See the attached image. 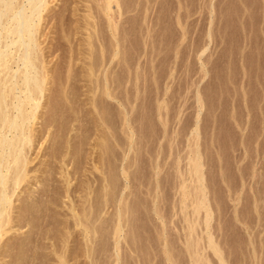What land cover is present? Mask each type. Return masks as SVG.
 Listing matches in <instances>:
<instances>
[{
  "label": "rangeland",
  "instance_id": "obj_1",
  "mask_svg": "<svg viewBox=\"0 0 264 264\" xmlns=\"http://www.w3.org/2000/svg\"><path fill=\"white\" fill-rule=\"evenodd\" d=\"M51 1L53 91L34 129L49 116L52 125L13 197L19 208L36 198L13 212L14 257L264 264V0H115L109 10L104 0ZM88 14L91 27L78 29ZM89 34L93 61L110 57L109 95L100 72L98 88L87 82L83 61L65 82L71 46Z\"/></svg>",
  "mask_w": 264,
  "mask_h": 264
},
{
  "label": "bare ground",
  "instance_id": "obj_2",
  "mask_svg": "<svg viewBox=\"0 0 264 264\" xmlns=\"http://www.w3.org/2000/svg\"><path fill=\"white\" fill-rule=\"evenodd\" d=\"M86 1H88V0H86ZM104 1H105V4H104L105 9L109 10V9H111L112 2L115 0H104ZM53 2L51 0H0V264H28L25 257H23L25 253L24 254L18 253L19 255L18 256L16 255L14 257L15 254L13 253V251L15 250V248H18V247H13L14 244L12 246L11 245L12 242H11V244H8L9 243L8 239H10L12 237L9 236L10 237L9 238L7 236L10 233L11 234L14 233V229L16 228V226H18V225H14V223H16V221H18V224H20L19 218H18L19 216L16 217L13 214L15 209L16 210L17 209L22 210L25 208L27 210L32 209L34 200L36 199V198L34 199L33 195H30L32 197H29L28 199L26 196V199L28 200V202L25 204L26 200L24 201L25 207H21L22 209L14 205L16 199L14 200L13 197L16 196V198H18L20 196V194H18L19 193L18 190L23 188V185L26 183V181H28V178L30 177L29 175L31 172H30L28 166H29L30 162H32L33 160L31 161V159H29V156H28L29 152L31 151V149L34 145L42 142L43 138L45 137V136L44 137L41 136L42 132L46 131L48 135L50 134L49 128H51V125H52V124L46 123L48 121V119L50 122L52 121V119L50 120L51 117L49 116V118L47 117L48 119L47 118L44 119V121L47 120L46 122H42V124H41L43 126L42 129H40L39 131H36L35 130L36 128L34 129V126L37 124L36 121L39 118H41L38 115V114H41L39 112V109L44 108V106H46L45 103H43L44 104V106H43L42 102L46 101V98L48 95L47 92L51 90L48 87V84H50L52 79H54L53 71L56 68L55 67L54 70H52L53 67L55 66V65L53 66L54 63L51 64L52 61L46 60V59H48V55L51 54V53H48L49 51H46V50H52L51 48L53 47V46L51 47V45H50L51 41L49 40L51 37L50 33L53 30L50 29L51 32L48 33L50 30L49 29H48L49 31L47 30V28H48L47 26H49L51 28L50 25H52L53 27L57 28V26L52 24V23H54V21H52V20L57 19V21H58V16H59L58 14H54V16L51 15V14H53V13H51V12H53V9H51L52 8L51 4H53ZM90 11L91 10H89V12ZM62 16H63V14H62ZM47 17L50 19L51 24L49 23V20L47 19ZM90 17H91V15L88 14L87 16L85 15V17L82 18V20L79 19L82 22H81V24L79 22L78 29H85L88 31L89 27H91ZM61 18H63V17H61ZM83 22H84V24H82ZM55 24L57 25L58 23L55 22ZM80 33H82V31ZM87 36H88L86 38L87 40L83 39L82 40L83 42L81 41L82 43H80L79 48H77V45H75L76 48H74L75 46L74 47L71 46L70 54L68 53L70 55V59L68 62L69 65L67 64L69 67L65 66L68 68L67 69V76H66V79H68V80H65V82L68 81V83H70V80L73 77L72 76V74H73L72 70L74 69L73 67H76L74 65L77 64L76 60L80 61V62L83 61L82 67L86 71V74H87L86 77L88 79L87 82L88 83H90L91 81L96 82L97 81L96 77L103 74L102 75V77L104 78L103 84L105 86L104 91H105L106 95H109L106 88L108 86V75H107V73H109V72H108L107 68H108V65L110 64V61H109L110 57H109V59H106L107 57L104 58L105 54L102 52L103 54H101V59H100L101 62H99V63L94 62L93 59H96V56H95L96 54L94 55L93 50H92L93 45H94L92 43L93 40L91 41L92 37H90V34ZM65 38L68 39V43L71 42L72 41L71 40V38H72L71 33H69ZM53 44H54V42H53ZM71 44H72V42H71ZM55 45L56 44H54V46ZM55 47H54V49H55ZM99 51H101V50H99ZM108 51H110V50H108ZM97 52H98V50H97ZM112 54L115 55L116 52L112 53ZM114 55H112V56H114ZM116 55H115V57H116ZM94 56H95V58H94ZM98 56H99V52H98ZM98 61H99V59H98ZM50 64L53 66L52 68L50 67L51 66ZM80 68H81V66H80ZM58 71H59V69H58ZM85 71H82V72H85ZM99 72L101 74H99ZM54 74H56V73L54 72ZM86 77H84V78L86 79ZM100 79H102L101 76H100ZM57 82H59V81H57ZM62 82L63 81H61V83ZM92 82L90 83V85L92 84ZM98 82H102V80L101 81L99 80ZM92 85H94V84H92ZM95 85L98 88L99 85H97L96 83H95ZM87 87H89V86H87ZM61 88H63V87H61ZM72 88H73V86H72ZM72 88H71V90H72ZM56 89H57V87H56ZM67 89L69 90V87ZM90 89H91V87H89L88 90H90ZM92 89L93 90H90L88 92L89 93L91 92V94H94V92H96V91H94V87ZM63 90L65 91V88ZM51 91H53V90H51ZM51 91L49 94L52 93ZM60 91H62V90H60ZM92 91H94V92L92 93ZM75 92H76V90H75ZM65 93H63V94H65ZM59 95H61V94H59ZM95 96H96V94H95ZM70 98H71V96H70ZM94 98H96V97H94ZM47 108H49L48 105H47ZM45 109H46V107H45ZM47 113H48V111H47ZM43 114H41V115H43ZM54 116H56V115H54ZM42 119L41 120L39 119L40 122L42 121ZM49 121H48V123H49ZM41 125H40V128H41ZM48 131H49V133H48ZM46 137H48V136H46ZM45 141L42 142V145L39 148H42ZM197 170H198V168H197ZM28 194H29V192H28ZM87 198H88V196H87ZM78 207H80V206L78 205ZM72 210H74V209H72ZM86 211H88V210H86ZM88 212L90 213V211H88ZM88 212H86V213H88ZM74 214H76V213H74ZM22 215H24V214H22V212H21L20 213V219H21V217H23ZM86 215L87 214H85V216ZM74 216L77 217V215H74ZM91 217H92V214H91V216L88 214L85 217L86 218L85 226L87 225V227L85 228V229H87V230H85V231H87L86 232L87 233V236H86L87 239L86 240L88 241L87 245H86L88 247H86V248H88L89 251L87 250V252H89V253L92 250L90 248V247H92L91 243L93 240V239L91 240V238H92L91 235H93L92 232H93V230H95V229H93L94 225L92 223L93 221H92ZM77 219H78V217H77ZM81 222H83V220ZM81 222H80V224H81ZM78 224H79V221H78ZM29 227H30V225H29ZM21 228H22V226H21ZM25 239H26V237H25ZM22 241H23V239H22ZM23 243H24V241H23ZM21 244L20 245L18 244V246H21ZM8 246L10 247V249ZM21 247H23V246H21ZM28 247H29V245H28ZM18 250L20 251V253H21V251L23 253L22 249L21 250L18 249ZM25 250H26V246H25ZM62 256L60 255V259H61L60 262H61V264H64L65 262L63 261L64 259ZM6 258L7 259L9 258V260H6ZM65 258H66V256H65ZM91 258H93V257H91ZM29 263L31 264V262H29Z\"/></svg>",
  "mask_w": 264,
  "mask_h": 264
}]
</instances>
